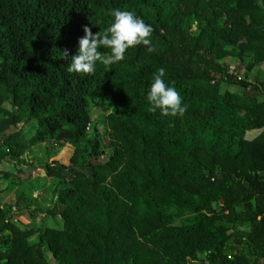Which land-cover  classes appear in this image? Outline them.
Instances as JSON below:
<instances>
[{"label": "trees", "instance_id": "1", "mask_svg": "<svg viewBox=\"0 0 264 264\" xmlns=\"http://www.w3.org/2000/svg\"><path fill=\"white\" fill-rule=\"evenodd\" d=\"M110 8L154 51L67 72ZM263 64L264 0H0V161L42 148L52 179L26 181L23 208L0 198V264H264ZM161 67L183 115L148 111Z\"/></svg>", "mask_w": 264, "mask_h": 264}, {"label": "clouds", "instance_id": "2", "mask_svg": "<svg viewBox=\"0 0 264 264\" xmlns=\"http://www.w3.org/2000/svg\"><path fill=\"white\" fill-rule=\"evenodd\" d=\"M107 14L111 17V23L103 31L93 33L88 25L82 26L83 36L78 38L77 49L69 59L71 63L67 65V72L91 75L96 72L98 64L106 72L125 59L127 49L138 45L144 46L149 53L154 51L152 26L134 11L110 8ZM91 23L98 26L100 20H91ZM101 49H107L108 53L102 54ZM61 56H67V51ZM165 77L163 67L158 68L153 75L145 95L148 111L159 110L162 116L183 115L186 106L182 103V97L173 82H165Z\"/></svg>", "mask_w": 264, "mask_h": 264}, {"label": "rangeland", "instance_id": "3", "mask_svg": "<svg viewBox=\"0 0 264 264\" xmlns=\"http://www.w3.org/2000/svg\"><path fill=\"white\" fill-rule=\"evenodd\" d=\"M226 61L231 65L234 64L236 65L235 59L228 58ZM261 67L264 68V64ZM230 90L237 91V88L231 86ZM106 103L108 107L106 110L104 108H98V107H91L89 110L92 121L98 124L100 135L104 134V129L106 127L105 115L111 109V104L109 102ZM12 130L13 129H10L9 131ZM22 157L26 158L27 163H23V162L21 163L18 162L20 159L19 160L11 159L9 157H6L5 159H2L0 161V198L4 202H9L14 204L16 203L17 208L25 207L26 203L28 202L22 198L16 197V191L18 189H22V192L25 195H30V194L34 196L38 195L37 191L35 192L31 191L30 189L31 187L27 184L26 181L33 179L35 180L38 178L40 180L45 181L44 188L52 185V179L47 178L44 175V170L39 165L45 160L44 149L36 147L33 149L31 153L27 152L26 150L22 155ZM16 170H22L23 173H25L26 175L21 177L17 173H15ZM27 175H29L30 177H26ZM39 202L42 205H44L43 200L41 201V199H39ZM23 217L25 216L23 215ZM52 223H53L52 220L48 219L47 224L50 225ZM175 223L178 224L179 221H176ZM202 256L203 255H199L198 257H202Z\"/></svg>", "mask_w": 264, "mask_h": 264}]
</instances>
